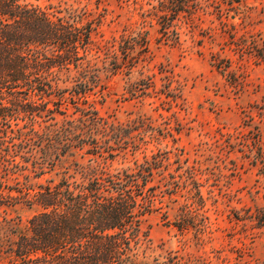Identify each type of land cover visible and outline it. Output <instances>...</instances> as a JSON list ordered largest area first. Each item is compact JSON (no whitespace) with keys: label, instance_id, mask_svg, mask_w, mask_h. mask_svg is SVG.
Listing matches in <instances>:
<instances>
[{"label":"rangeland","instance_id":"374dc122","mask_svg":"<svg viewBox=\"0 0 264 264\" xmlns=\"http://www.w3.org/2000/svg\"><path fill=\"white\" fill-rule=\"evenodd\" d=\"M171 2L183 3L184 13L168 14L169 32L162 34L156 18ZM36 3L103 17L94 33L100 87L89 100L124 135L109 142L121 154L110 169L133 171L155 158L175 176L177 194L147 219L151 241L142 264L170 257L183 264H264V0ZM144 34L146 52L124 61V43L138 47ZM112 53L119 54L120 69L108 59ZM195 188L204 200L200 217L195 228L178 231L175 216L196 200ZM17 208L23 221L32 214Z\"/></svg>","mask_w":264,"mask_h":264},{"label":"trees","instance_id":"16d2710c","mask_svg":"<svg viewBox=\"0 0 264 264\" xmlns=\"http://www.w3.org/2000/svg\"><path fill=\"white\" fill-rule=\"evenodd\" d=\"M38 1L0 0V264H142L147 219L177 194L175 176L155 158L133 171L110 169L121 154L109 142L124 135L89 100L100 87L94 33L103 17ZM171 7L156 18L162 34L168 14L184 13L183 3ZM141 38L138 47L124 43V61L146 52ZM195 189L196 200L175 216L178 231L196 227L204 200ZM19 205L32 212L26 221Z\"/></svg>","mask_w":264,"mask_h":264}]
</instances>
